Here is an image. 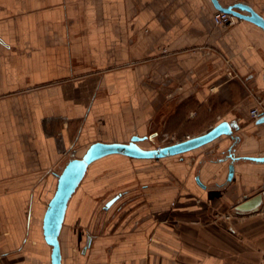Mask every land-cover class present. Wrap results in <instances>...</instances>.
I'll return each instance as SVG.
<instances>
[{
    "label": "crops",
    "instance_id": "crops-1",
    "mask_svg": "<svg viewBox=\"0 0 264 264\" xmlns=\"http://www.w3.org/2000/svg\"><path fill=\"white\" fill-rule=\"evenodd\" d=\"M219 1L264 17V0ZM216 9L0 0V264H52L43 221L67 162L96 141L156 134L147 127L170 108L207 127L190 137L223 120L239 129L155 162L93 161L68 203L62 264H264V215L237 208L264 190V161L249 158L264 156V122L250 115L264 109V29L217 25Z\"/></svg>",
    "mask_w": 264,
    "mask_h": 264
},
{
    "label": "water",
    "instance_id": "water-1",
    "mask_svg": "<svg viewBox=\"0 0 264 264\" xmlns=\"http://www.w3.org/2000/svg\"><path fill=\"white\" fill-rule=\"evenodd\" d=\"M212 1L217 9L232 13L239 18L253 21L264 29V17L255 11L250 4L239 1L230 5H223L219 0ZM257 121L264 122V116L260 117ZM238 129L239 125L236 121L223 120L202 134L153 148H144L139 142L147 138H152L155 133L142 137L134 135L129 142L96 141L92 143L81 157L72 158L67 162L58 177L56 191L49 201L44 215L43 229L45 239L52 247V264H62L60 233L65 220L68 203L82 182L88 166L93 161L112 153H120L135 158H162L179 155L206 145L218 137L224 134H230L232 131ZM249 158L264 161V156H250ZM233 174L234 165L230 163L228 179H231ZM263 199L264 190L253 197H246L245 201L238 205L237 208L243 211H250L259 205Z\"/></svg>",
    "mask_w": 264,
    "mask_h": 264
},
{
    "label": "rangeland",
    "instance_id": "rangeland-1",
    "mask_svg": "<svg viewBox=\"0 0 264 264\" xmlns=\"http://www.w3.org/2000/svg\"><path fill=\"white\" fill-rule=\"evenodd\" d=\"M192 114L193 111L191 110L178 108H170L158 111L151 120L150 126L147 127L149 131H157V133L152 138L145 140L146 145L148 147L164 146L187 137L188 135L184 134L186 130L194 128L195 131H198L202 130L203 128H207L202 127V125L198 123H194ZM178 119L182 120L178 123ZM139 129L145 130L146 127L142 125L139 127ZM151 160L155 162L156 160H161V158H151ZM116 190L117 189H112L111 191L105 192L103 195H101L100 200L102 203L111 194L116 192Z\"/></svg>",
    "mask_w": 264,
    "mask_h": 264
},
{
    "label": "built area",
    "instance_id": "built-area-1",
    "mask_svg": "<svg viewBox=\"0 0 264 264\" xmlns=\"http://www.w3.org/2000/svg\"><path fill=\"white\" fill-rule=\"evenodd\" d=\"M213 19L217 25L229 26L236 23L239 17L235 16L232 13L216 9L213 13ZM250 115L254 120H258L260 117L264 116V109L261 107V102H258L255 106L250 109ZM189 137L190 136L188 135L187 138ZM249 213L264 215V199L259 205L251 209Z\"/></svg>",
    "mask_w": 264,
    "mask_h": 264
}]
</instances>
